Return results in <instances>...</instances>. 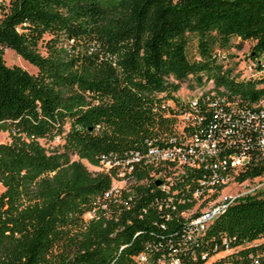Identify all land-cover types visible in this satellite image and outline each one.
I'll use <instances>...</instances> for the list:
<instances>
[{
    "label": "trees",
    "instance_id": "16d2710c",
    "mask_svg": "<svg viewBox=\"0 0 264 264\" xmlns=\"http://www.w3.org/2000/svg\"><path fill=\"white\" fill-rule=\"evenodd\" d=\"M236 37L251 41L257 77L236 79L218 59ZM4 47L35 73L6 64ZM261 54L264 0H0V264H157L172 254L202 264L225 247L210 264H253L264 194L229 202L187 241L179 212L208 170L177 179L168 200L150 166L127 161L176 135L182 111L211 117L214 99L234 135L253 139L245 113L264 122ZM185 78L212 85L184 100L174 91ZM56 135L62 149L48 151L40 139ZM125 164L134 180L96 206ZM261 171L250 164L240 176ZM138 253L146 260L136 263Z\"/></svg>",
    "mask_w": 264,
    "mask_h": 264
},
{
    "label": "built area",
    "instance_id": "2783aa9c",
    "mask_svg": "<svg viewBox=\"0 0 264 264\" xmlns=\"http://www.w3.org/2000/svg\"><path fill=\"white\" fill-rule=\"evenodd\" d=\"M194 102V100H192ZM211 117L204 119L190 110L182 111L175 123L177 134L170 136L165 144H153L139 153L134 152L127 163L140 160L143 165L150 166L149 178L159 179L155 183L165 190L169 200L170 194L176 193L171 186L195 167L203 165L208 173L198 177L197 184L191 190L192 204L180 210V215L186 219L184 238L195 240L204 231L207 223L212 220L226 205L245 195L264 194V122L253 113H245L253 118L252 128L256 135L253 139L244 140L235 136L231 123L227 122L225 112L215 105ZM261 115V114H260ZM232 146H235L231 148ZM250 164H260L262 171L255 175L240 176V173ZM107 163L104 164L106 166ZM132 165L125 164L117 169L112 177L110 188L104 193V199L98 200L96 206L103 210L108 208L109 201L115 200L119 189L126 188L134 179L130 174ZM122 184H120L121 182ZM237 184L233 192L224 190L226 185ZM118 199V198H117ZM179 202H183L180 197ZM96 206L83 213L87 219L95 214ZM264 241V237L252 242ZM232 248L225 247L210 255L202 264H210L215 256L222 255ZM253 264L264 261V248L250 255ZM136 263L146 260L143 253L135 256ZM157 264H185L177 255L167 258L158 257Z\"/></svg>",
    "mask_w": 264,
    "mask_h": 264
},
{
    "label": "rangeland",
    "instance_id": "374dc122",
    "mask_svg": "<svg viewBox=\"0 0 264 264\" xmlns=\"http://www.w3.org/2000/svg\"><path fill=\"white\" fill-rule=\"evenodd\" d=\"M232 45L227 49L218 50V59L222 62L223 67L228 68L230 74L235 77L236 79H246L248 77H257L260 73L259 70L256 68V61L253 57H251L248 53L249 45L251 44L250 40H239L237 37L232 38ZM259 58L264 61V54H261ZM2 59L3 61L10 65V64H18L21 67L25 68L27 71L31 73H35L36 68L21 58L18 54H16L11 48L4 47L2 49ZM190 79H183L180 82V86L177 90L174 91V94L181 99H188L192 98L194 95L198 93L199 89H205L210 87L212 84L210 82H205L201 86L197 84L190 85ZM261 103L264 105V99L261 100ZM8 138L7 131L0 130V141H4ZM62 137L56 135L52 139L45 140L40 139V142L46 147L48 151L52 150H61L62 149ZM71 158H76L74 153L70 154ZM82 163L86 166V168L92 172L99 170L101 167L89 164L85 159H80ZM121 182V181H120ZM121 182L120 184H122ZM237 187V184H227L224 187V190H228L233 192ZM0 185V189H1Z\"/></svg>",
    "mask_w": 264,
    "mask_h": 264
},
{
    "label": "water",
    "instance_id": "95a60500",
    "mask_svg": "<svg viewBox=\"0 0 264 264\" xmlns=\"http://www.w3.org/2000/svg\"><path fill=\"white\" fill-rule=\"evenodd\" d=\"M158 182H159V179H156V180H155V183H158Z\"/></svg>",
    "mask_w": 264,
    "mask_h": 264
}]
</instances>
